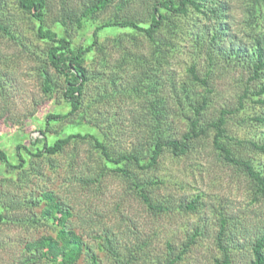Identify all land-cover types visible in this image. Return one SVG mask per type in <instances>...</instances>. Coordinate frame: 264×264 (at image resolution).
I'll return each instance as SVG.
<instances>
[{
	"label": "rangeland",
	"instance_id": "374dc122",
	"mask_svg": "<svg viewBox=\"0 0 264 264\" xmlns=\"http://www.w3.org/2000/svg\"><path fill=\"white\" fill-rule=\"evenodd\" d=\"M8 1L11 4L15 0ZM49 1L46 25L60 33H66L60 21L69 14L80 13L82 7L90 2ZM151 2L114 0L96 18L86 21L82 28L70 27L69 32L76 45H86L92 38L93 27L107 19L129 17L146 20ZM246 2L231 0L232 34L243 41H248ZM7 10L22 41L15 43L0 35V147L8 152L12 161H17L16 144L27 143L35 148L33 140L42 137L38 126L45 114L64 113L70 108L60 89L52 95L43 90V79L38 71L40 62L31 53L39 52L45 45L36 33L38 23L10 6ZM261 24L264 29V21L261 20ZM111 35L105 32L101 39ZM139 38L136 42H127V45L148 55L147 42ZM179 42L187 45L182 40ZM108 44L114 45L112 40ZM112 53L110 67L96 70L100 74L88 89L84 102L85 117L81 123L72 128L68 120L56 124L48 133L49 139L65 133L66 129L95 132L115 153L140 150L148 155L151 141L146 121L150 120L144 117L143 105L119 92L111 101L98 100L103 94L113 95L115 91L111 81L118 73L114 63L120 58V52L113 50ZM193 61L188 48L174 56L170 70L163 76L167 88L171 86L168 75L171 74L177 82L181 81ZM197 61L199 70L205 74L204 57ZM136 75L122 76L116 88L126 89L134 84L139 77ZM246 78L244 69L219 68L215 71V92L202 124L216 118L221 109L234 110L228 115L226 126L228 135L234 139L230 140L233 152L238 157L254 159L256 165L263 168L264 154L251 148L248 141L264 139V124L254 118L264 114V106L255 102L257 95H251L238 109ZM56 80L59 81L57 86H61L62 79ZM167 105L170 113L164 122V131L180 137L187 130L189 114L184 118L171 99ZM214 135L215 131L210 130L192 142L186 155L164 152L156 169L141 174L143 178L150 176L161 180L159 185L150 188L156 200L168 207L165 211L150 209L137 195L131 182L117 173L108 171L100 181L95 180L103 163L97 151L85 143L67 147L52 162L27 156L30 159L21 169H8L1 163L0 209L5 219L0 221V264H56L43 258L35 247L28 248L29 243L42 236L55 235L51 226L32 223L33 217L41 212L37 201L45 190L54 192L64 205L71 208V227L85 244L78 264H94L93 255L97 264H215V259L220 256L215 239L222 212L238 218L245 228L239 236V247L233 253L232 264H251L250 244L259 225L264 224V201L253 200L249 179L221 157L214 147ZM194 199H198L197 208L186 209L185 205ZM197 229L200 234L195 243L181 254L185 243ZM107 236L112 239L114 251L106 247ZM174 258L176 260L172 261Z\"/></svg>",
	"mask_w": 264,
	"mask_h": 264
},
{
	"label": "trees",
	"instance_id": "16d2710c",
	"mask_svg": "<svg viewBox=\"0 0 264 264\" xmlns=\"http://www.w3.org/2000/svg\"><path fill=\"white\" fill-rule=\"evenodd\" d=\"M113 1L90 0L82 7L80 13L69 14L60 21L66 31L60 33L46 25L49 0H15L11 4L8 0H0L1 36H6L15 43L22 41L18 29L14 28L13 19L8 15L9 6L38 23L36 33L45 45L39 52L31 53L34 57L36 55L40 62L38 71L43 79V90L52 95L60 89L70 108L64 113H46L38 126L42 137L33 140L35 148H31L27 143L16 144L17 161H12L8 152L0 147V172L1 163L8 169H21L30 159L27 156L43 162H52V159L64 153L67 147L85 143L97 151L103 163L95 180L100 181L108 171L117 173L131 182L137 195L150 209L165 211L168 207L156 200L150 188L159 185L161 180L150 176L143 178L141 174L156 169L160 156L166 151H171L176 156L188 154L192 142L214 130V147L221 157L247 176L252 186L253 200L264 201V167L260 168L252 158L236 156L230 145V140L234 139L228 135L226 126L228 115L234 110L221 109L216 118L208 121L206 125L202 124L212 103L215 92L214 73L219 68L244 69L247 73L238 109L243 107L245 99L251 95H257L255 102L264 106V29L261 28V20L264 21V0L246 2L248 41L240 40L237 35L232 34L231 0H152L146 20L129 17L107 19L93 27L92 38L88 44L76 45L69 32L70 27L82 28L86 21L96 18V15L105 11ZM105 32L112 34L114 38L108 36L102 40ZM139 36L143 39L141 41L147 42L148 55L136 52L127 45V42L135 41ZM106 40H112L113 47ZM179 40L187 45H182ZM24 46L22 45L25 49ZM185 48L190 49L194 61L181 81H175L169 74L168 82H171V86L167 88L166 81L163 80L164 73L170 70L174 56ZM113 50L120 52V58L114 63V69L118 70V73H115L111 81L115 91L113 95L103 94L98 100L111 101L119 92L143 105L146 114L144 117L150 120L146 121L151 141L148 155H144L140 150L115 153L102 136L95 132L66 129L65 133L49 139L48 133L56 124L68 120L71 121L69 127L72 128L81 123L85 117L84 102L88 89L100 74L96 70L110 67ZM203 57L207 66L205 74L199 70L197 61ZM129 73H135V77L139 76L138 80L126 89H117L119 80ZM56 79H62L61 86H57L59 81ZM170 99L179 107L184 118L189 114L187 130L180 137H174L164 131V122L170 113L167 105ZM254 118L264 124V114ZM238 144H241V141H238ZM248 144L255 151L264 154V139L248 141ZM37 202L38 206H41V212L33 217L32 223L51 226L55 235L42 236L29 243L28 248L31 250L35 247L43 258L56 264H78L85 244L80 234L71 227V208L64 205L50 190H45ZM197 202L198 199H194L187 203L185 208L195 210ZM4 219L0 209V221ZM218 221L219 230L215 244L220 256L215 259V264H232L233 253L239 247V236L245 228L238 218L229 217L223 212L220 213ZM199 234L200 230L197 229L195 235L185 243L181 254L195 243ZM105 243L107 248L114 251L109 236L105 238ZM250 248L251 264H264V224L259 225ZM93 259L94 264H97L95 255Z\"/></svg>",
	"mask_w": 264,
	"mask_h": 264
}]
</instances>
